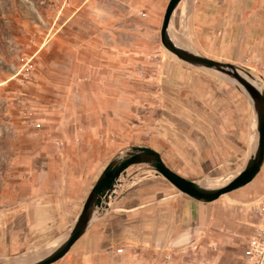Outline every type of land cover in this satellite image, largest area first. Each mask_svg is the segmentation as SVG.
<instances>
[{"label":"crops","instance_id":"obj_1","mask_svg":"<svg viewBox=\"0 0 264 264\" xmlns=\"http://www.w3.org/2000/svg\"><path fill=\"white\" fill-rule=\"evenodd\" d=\"M168 1L107 0L106 14L112 23H108L107 52L144 53L141 60L147 66L146 77L156 84L151 96L171 101L165 114L170 117L166 121L171 131L164 138L167 143L161 142L163 127L159 124L151 129L154 135L148 141H142L138 135L131 143L122 145L105 136L103 126L83 118L57 124L63 125L58 139L60 147L54 142H43L42 150L30 156V141H26L24 165H20L18 156L0 155L1 263L17 262L12 258L30 249L33 233L46 237L43 242L53 243L49 252L60 244L106 166L130 147L144 146L156 151L170 170L206 188L221 187L231 180L230 175L222 183L201 182L210 174L237 171V175L243 170L257 142L253 108L228 77L212 69L188 65L162 47L159 30ZM116 20L130 21L125 24L128 23V34L134 42L126 45L127 50L124 42L116 43L120 34L115 30ZM122 30L125 31L124 26ZM148 33L154 38L152 45L145 41ZM168 34L183 50L247 70L264 90V0H182L172 13ZM98 50V46L91 45V53L97 54ZM63 52L62 45H45L43 65L60 66ZM179 101H186L185 106L179 107ZM72 110L56 109L60 114ZM175 155L186 164L175 167ZM228 155L232 158L229 162ZM263 168L264 163L249 184L229 193L253 184L249 194L253 200L248 205L244 198L219 201L229 194L211 203L197 202L172 185L164 189L163 177L147 165H132L120 177L109 202L94 209L88 230L70 252L74 248V258L85 262L99 259L105 244L150 243L177 248L183 238L195 250L198 237L210 238V232L217 228L224 229L217 239L223 244L216 256L219 263L240 264L244 246L237 260L231 246L237 236L247 240L261 223L254 207L264 203V173L259 177Z\"/></svg>","mask_w":264,"mask_h":264},{"label":"rangeland","instance_id":"obj_2","mask_svg":"<svg viewBox=\"0 0 264 264\" xmlns=\"http://www.w3.org/2000/svg\"><path fill=\"white\" fill-rule=\"evenodd\" d=\"M107 12V0H0V155L18 156L20 165H24L28 151L26 141H30V156L42 150L43 142H54L60 147L62 143L58 139L63 125L57 124L83 121V118L103 126L104 135L122 145L131 143L138 135L142 141H148L154 135L151 129L159 124L163 127L161 142L167 143L164 138L171 131L166 121L170 117L166 115L171 101L151 96L156 84L146 77L147 66L141 60L144 53L137 50L107 52L108 23L112 24L106 18ZM125 22L130 23L116 20L115 30L120 32L116 43L124 42L127 50L126 45H131L134 38L128 34L130 29ZM145 41L152 45L154 38L148 33ZM45 45L63 46L60 66L43 65ZM91 45L98 46L97 54L91 53ZM22 61H29L33 68L25 73ZM255 84L262 89L257 78ZM179 103V107H183L186 101ZM59 108L74 109V112L60 114L56 111ZM175 156V167L186 164ZM231 159L229 155L226 157L228 162ZM241 166L237 165L239 169ZM236 173L216 172L201 182L222 183ZM263 173L264 168L259 177ZM163 183L164 189L166 185L171 187L165 179ZM252 185L219 201L244 198V203L249 205L253 200L249 199ZM221 230L224 229L210 232V238L198 237L195 250L190 249L187 238H183L177 248L150 243L145 246L111 243L104 245V254H100L99 259L84 262L74 258L73 248L53 264H220L216 256L218 247L223 245L217 240ZM43 239L46 237L31 234L30 249L12 259L33 262L45 256L53 243L47 244ZM47 239L54 240L53 237ZM235 239L231 247L237 260L246 239L240 236ZM26 254L27 257L20 258ZM165 256L170 259L165 261Z\"/></svg>","mask_w":264,"mask_h":264},{"label":"water","instance_id":"obj_3","mask_svg":"<svg viewBox=\"0 0 264 264\" xmlns=\"http://www.w3.org/2000/svg\"><path fill=\"white\" fill-rule=\"evenodd\" d=\"M181 1H168L159 30L160 43L167 52L180 61L197 68L212 69L228 77L252 105L256 118L257 142L254 152L246 162L243 170L221 187L206 188L170 170L156 151L144 146L130 147L121 157L113 159L106 166L84 203L77 221L60 244L45 256L33 262H0V264H53L59 261L68 254L72 246L85 234L94 216V209L96 207L100 208L102 204L109 202L120 177H123L125 170L132 165H147L178 192L200 203L214 202L221 196L246 186L260 172L264 163V90L255 84V78L247 70L207 60L177 47L172 42L168 34V26L173 11Z\"/></svg>","mask_w":264,"mask_h":264},{"label":"built area","instance_id":"obj_4","mask_svg":"<svg viewBox=\"0 0 264 264\" xmlns=\"http://www.w3.org/2000/svg\"><path fill=\"white\" fill-rule=\"evenodd\" d=\"M23 63L25 73L33 68V65L30 64L29 61H22V64ZM254 211L261 219V223L254 227L249 236L242 253L240 264H264V203L261 202L257 204V206L254 207ZM157 248L159 250L160 247ZM169 259V256L164 257L165 261Z\"/></svg>","mask_w":264,"mask_h":264},{"label":"bare ground","instance_id":"obj_5","mask_svg":"<svg viewBox=\"0 0 264 264\" xmlns=\"http://www.w3.org/2000/svg\"><path fill=\"white\" fill-rule=\"evenodd\" d=\"M256 144V143H255ZM204 185V184H203ZM207 186V185H206Z\"/></svg>","mask_w":264,"mask_h":264}]
</instances>
